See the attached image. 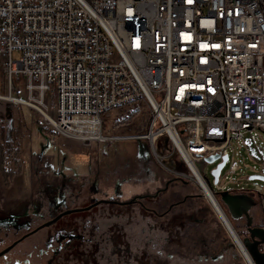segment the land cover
I'll return each instance as SVG.
<instances>
[{
    "label": "built area",
    "instance_id": "1",
    "mask_svg": "<svg viewBox=\"0 0 264 264\" xmlns=\"http://www.w3.org/2000/svg\"><path fill=\"white\" fill-rule=\"evenodd\" d=\"M0 57L9 97L24 78L52 138L148 141L223 228L222 193H256L264 217V187L242 185L231 164L244 146L264 177V0H0ZM140 109V134L104 135L111 113L108 133ZM214 156H228L217 183L205 173Z\"/></svg>",
    "mask_w": 264,
    "mask_h": 264
},
{
    "label": "flooded vegetation",
    "instance_id": "2",
    "mask_svg": "<svg viewBox=\"0 0 264 264\" xmlns=\"http://www.w3.org/2000/svg\"><path fill=\"white\" fill-rule=\"evenodd\" d=\"M20 124L10 108L0 112V264L171 263L173 252L170 250L181 247V239L180 230L170 229L166 217L153 218L151 212L143 209L140 223L127 228L122 224L121 211L129 206L115 203L112 209L106 205L89 213L90 208L102 205L99 203L128 201L147 191L153 193L158 186L145 188L141 185L138 191L126 193V182L118 178L112 180L110 168L92 163L81 166L57 151L51 140L41 142L26 165L21 152L23 125ZM23 183L30 189L24 190L17 201H12L11 190ZM33 191L42 201L36 200L32 206H26ZM42 203L67 212L81 207L90 210L68 213L89 214L63 222L61 226L52 224L41 228L55 218L40 214ZM195 218L196 214L183 222ZM170 219L176 221L177 216ZM241 220L246 222L242 236L249 237L247 217L243 215ZM65 237L70 240H64Z\"/></svg>",
    "mask_w": 264,
    "mask_h": 264
},
{
    "label": "rangeland",
    "instance_id": "3",
    "mask_svg": "<svg viewBox=\"0 0 264 264\" xmlns=\"http://www.w3.org/2000/svg\"><path fill=\"white\" fill-rule=\"evenodd\" d=\"M13 57L14 59H19L21 54L16 52ZM1 70L4 76L2 63ZM4 79L5 77L3 78L0 74V106H8L15 120L19 119L21 121L20 126L23 125L21 130V138L23 141L21 152L24 159L23 162L26 165L29 164L32 153L37 151L40 143H46L48 140H51L55 143L57 151L62 153V155H68L70 159H74L77 161L75 163H78L81 166L92 163L94 166L98 165L110 168V171L112 172V180H115L114 177H118L120 181L126 183L130 182V185L134 182L136 184H141V177L146 173V171L144 172V168H146L144 165L149 162H152L158 171L153 172L150 177L159 178L165 174L163 167L155 160V155L150 143L145 140H115L108 143L93 142L91 146H85L83 142L68 139L60 135H55V137L52 138L54 135L52 129L43 125V117L36 110L31 109L28 106L16 103L13 104L12 101L8 100L10 98L8 90L9 86L7 80L5 79L4 81ZM15 85L17 92L13 97L26 100V80L22 79ZM129 109L130 106H127L126 110L128 112L130 111ZM144 112V109H140L139 113L132 116L127 126H124L121 129H116L115 132L108 133V128L116 117L115 112L111 113L109 125L105 128L104 135L131 136L140 134V122L146 116L144 115ZM260 146L264 149L263 142L260 143ZM157 151H159L158 148ZM233 163H236L240 169H238L232 177L235 180H239L242 185H245L246 182L241 181V179L250 178L254 175V172L251 171L253 163L249 160L244 146L241 148L237 146L235 152H231V164ZM165 164L168 167H171L169 162H165ZM219 164L220 161L206 166V177L210 181L214 180L212 172ZM231 164L225 168V171H223L224 173L228 171ZM177 168L180 170L184 169L180 167V165H177ZM170 178L179 177L169 174V179ZM247 183L249 189L253 188L254 185L264 187V182L260 180L247 181ZM164 184L165 182L158 187L164 186ZM230 187L238 188L235 184H231ZM156 190H154L153 193H155ZM171 193L176 195V200L183 199L184 195H200L199 197L188 199L184 206L195 212L197 211V214L203 216V220L201 221L198 219L200 216L196 215L199 221L195 218L191 219V222H182L183 225H180V227L170 228L173 230H180L179 238L181 239V247H176L170 250L173 252L170 264H247L238 248L231 240L226 229L222 227L220 222H218L210 205L202 198L201 194L193 185L189 186L188 189L186 187L184 189H177L174 187L170 190V194ZM248 196L254 199L255 204L258 205L260 203L259 196L256 193L251 191L248 193ZM184 206L181 207L183 208ZM257 208L258 206L255 207V209ZM226 210L228 211L227 207ZM228 216L243 240L242 232L246 227L245 220L233 219L229 211ZM255 217L256 220H262L260 213L255 214ZM184 220L185 219H183V221ZM173 222H175V220H171V223Z\"/></svg>",
    "mask_w": 264,
    "mask_h": 264
},
{
    "label": "water",
    "instance_id": "4",
    "mask_svg": "<svg viewBox=\"0 0 264 264\" xmlns=\"http://www.w3.org/2000/svg\"><path fill=\"white\" fill-rule=\"evenodd\" d=\"M220 157L214 156L207 160L209 164H214ZM228 161V156H225L223 158V162L220 163L216 169L213 170L212 175L215 177V183L219 181V177L221 174V171L226 165V162ZM251 180H260L264 182V177L260 176H251ZM191 186L189 182L184 181L180 178H170L165 181L164 186L158 187L155 193H152L151 191H147L143 195L136 196L128 201H106L103 203H99L102 205L94 206L93 210L92 208L89 213L92 211H96L99 208L105 207L108 205L110 209H112V206L117 204H121L122 206H129L130 208L123 209L122 215L124 216V221L122 224L127 226V228H131L132 226L140 223V214L143 213V209L146 211L151 212L152 217H161L167 218V224L170 228L180 227V225H183V219L187 218L191 215H199L197 214V211L190 210L189 208L185 207L188 199H193L196 197H199L200 195H184L183 199H177L176 195L171 193L170 190L174 187L177 189L181 188H187ZM29 185L27 183H23L19 185V187H16L15 189L11 190V197L14 199L12 201H17L21 194L27 190H29ZM36 191H33L32 196L29 198V200L25 203L26 206H32V204L38 200L42 201L41 198H36ZM122 197H124V194H121ZM222 200L227 206L231 216L233 219H241L243 215L247 217L248 224L247 227L249 228V237H246L243 239L244 245L252 257L255 264H264V228L253 226L252 224V218L250 217V210L252 207L255 206V201L252 197L248 195H230L229 193H223L221 194ZM29 197V196H28ZM138 200V201H137ZM137 202V203H136ZM136 203V204H134ZM105 204V205H104ZM143 205V207H142ZM181 206H184L183 208ZM86 207H81L80 209L71 210V211H61L57 210L52 206V204H43L41 205V208L38 210L40 214H47L50 216H54V220L50 223H47L43 225L41 228L50 227L53 225L61 226L63 222H70L73 221L75 217L82 216L85 217L89 213H85L86 215H68V213H73L75 211H79L81 209H85ZM90 209L86 210L89 211ZM177 216V220L173 223H171V216ZM145 216V215H144ZM201 221L203 220V216L198 217ZM197 219V220H198ZM196 220V221H197ZM199 221V220H198ZM200 221V222H201ZM185 224V223H184ZM187 225V224H185ZM58 228V227H57ZM63 232V231H61ZM77 236V235H76ZM64 240H70L69 237H65Z\"/></svg>",
    "mask_w": 264,
    "mask_h": 264
},
{
    "label": "crops",
    "instance_id": "5",
    "mask_svg": "<svg viewBox=\"0 0 264 264\" xmlns=\"http://www.w3.org/2000/svg\"><path fill=\"white\" fill-rule=\"evenodd\" d=\"M1 63H2V58L0 57V74L4 78V76L2 74V70H1ZM4 81H5V79H4ZM7 108H9V107L8 106H6V107L5 106H0V112L2 113L3 110L7 109ZM170 164L171 163H169V165ZM144 166H146L147 169L144 168V172L146 171V173L144 174V176L141 177L142 183L141 184H136L134 182V183H131V185L129 184L130 182L124 183V191L126 193L130 194V193L138 191L141 188V185H143V187H145V188H147V187H155V186L157 187V186L162 185L165 182V180L169 179V174L166 173V172H164L165 174L162 175L159 178L158 177H153V178L150 177V175L153 172H158L152 162H149V163H147ZM147 166H149V167H147ZM116 178H118V177H114V179H116ZM256 206H258L257 209H255ZM250 213L252 214V217L254 219L255 225L258 226V227H263L264 228V217H263V215L261 213V209H260L259 205L255 204V206L251 208ZM257 213H260V215L262 217L261 221L260 220H256L255 214H257Z\"/></svg>",
    "mask_w": 264,
    "mask_h": 264
},
{
    "label": "bare ground",
    "instance_id": "6",
    "mask_svg": "<svg viewBox=\"0 0 264 264\" xmlns=\"http://www.w3.org/2000/svg\"><path fill=\"white\" fill-rule=\"evenodd\" d=\"M2 58V57H1ZM2 61H3V59H2ZM22 79H24V78H20L19 80H16L15 81V84L18 82V81H20V80H22ZM26 95H27V99L26 100H21V99H18V98H15L16 99V101H20V103H16V104H20V105H24L25 103H28L29 102V94H28V92H27V90H26ZM32 98H36V97H32ZM12 99L14 100V97L13 98H9L8 100H10V101H12ZM13 102V101H12ZM27 104H25L24 106H26ZM28 106V105H27ZM30 107V106H29ZM36 107H38V106H36ZM38 108H40V107H38ZM33 109H35V108H33ZM35 110H37V109H35ZM42 111H44L43 109H42ZM42 116V115H41ZM223 194V193H222ZM209 205H210V207L212 208V210H214V211H216V209H215V207H214V205L211 203V201L208 199V198H203ZM221 202H222V204H223V206H224V208L226 209V205H225V203L223 202V200H222V196H221ZM228 209V208H227ZM213 211V212H214ZM227 211V210H226ZM229 211V210H228ZM228 211H227V213H228ZM216 213V212H215ZM230 213V212H229ZM217 215V214H216ZM223 225H224V227H225V229H226V231H227V233H228V235L230 236V238H231V240L233 241V243L236 245V247L238 248V250H239V252L241 253V255L243 256V258H244V260H245V262L247 263V264H255V262L253 261V259H252V257L250 256V254L248 253V251H247V249H246V247H245V245H244V241L242 240V238L240 237V235L238 234V232L236 231V229H235V227H234V225H233V223L231 222V220H230V218L229 217H224V220H223Z\"/></svg>",
    "mask_w": 264,
    "mask_h": 264
}]
</instances>
